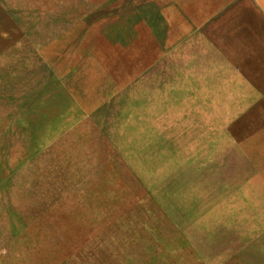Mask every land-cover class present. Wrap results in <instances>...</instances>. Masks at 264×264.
Instances as JSON below:
<instances>
[{
    "label": "rangeland",
    "instance_id": "374dc122",
    "mask_svg": "<svg viewBox=\"0 0 264 264\" xmlns=\"http://www.w3.org/2000/svg\"><path fill=\"white\" fill-rule=\"evenodd\" d=\"M263 0H0V264H264Z\"/></svg>",
    "mask_w": 264,
    "mask_h": 264
},
{
    "label": "crops",
    "instance_id": "0c3cea01",
    "mask_svg": "<svg viewBox=\"0 0 264 264\" xmlns=\"http://www.w3.org/2000/svg\"><path fill=\"white\" fill-rule=\"evenodd\" d=\"M263 1H264V0H263ZM263 1H262V2H263ZM263 5H264V4H263ZM262 8H263L262 11H263V14H264V6H263Z\"/></svg>",
    "mask_w": 264,
    "mask_h": 264
}]
</instances>
